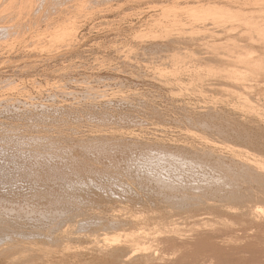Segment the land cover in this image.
Wrapping results in <instances>:
<instances>
[{
	"label": "rangeland",
	"instance_id": "rangeland-1",
	"mask_svg": "<svg viewBox=\"0 0 264 264\" xmlns=\"http://www.w3.org/2000/svg\"><path fill=\"white\" fill-rule=\"evenodd\" d=\"M2 1L3 4L1 2L2 4L1 6L3 7V5H5L6 0H2ZM97 1L98 0H63L61 2V0H56V1L50 0L49 2H47V6L44 7V9L40 8L42 12L44 11L43 13L39 11V8L38 10L33 8L37 13L34 10H33L34 12L31 10V13L33 12L34 15L33 13L32 14L30 13L28 15V18L27 16L23 18L24 22L22 21V19H18L20 20L18 22L15 16L16 15L15 10L13 15L15 20L11 17L12 15L10 16V14L13 13V10H5L7 12L10 11L12 12V13L10 12L9 14L11 18L9 16H5L7 15L6 14L7 12L5 11H3L5 13L2 12L3 15L2 14L0 15L1 16L0 19L1 18L6 19L7 17V19L9 20V24H8L7 19L5 21L4 19H2L1 23L5 25L4 27L5 29L3 28L4 30L0 32V37H1L0 38V63H1L0 64V111L2 112V113L0 112L1 115L0 116V121H1L0 122V130H1L0 131V149H1L0 150V167H1L0 193L1 194L4 193V190L13 191L14 189V191L16 190L15 192L19 191L21 194H26L30 196L31 194L36 193L33 191L38 190V192H42L46 190L51 192V190L55 191V189H57L55 191L57 193L58 191L59 193L68 191L70 194H72L73 192V195L75 197L76 196L77 197L80 196L83 198H87V196L88 198L90 196L93 197L92 196L93 193L95 195L101 192L100 189L104 188L108 190L109 189L114 190L115 187L117 186V183H120L121 181L123 183H130L131 181L133 182L132 178L135 177L134 174L136 173V171L132 169L129 172L127 170V165L130 163L132 165L138 164L137 166L139 167L138 168L139 171H142L144 169L143 168V166L145 165L144 163L147 162L148 157L150 156L154 157V155H152L153 153L155 155H158L159 157V161H157L156 163L152 159L153 164L162 162L163 166L169 165L170 162H168L169 164H167L166 162L167 158L165 157L163 151L160 149L161 147L168 151L169 150L171 151L172 149L175 148L174 151L171 152L176 151L180 153L182 152L179 150L180 145L181 147L183 146V148L181 149H183L184 151V148L185 150L186 148H188L187 146H192V145L196 146L199 143L207 142L208 140L209 143L213 142L216 144L217 142V144L220 145L219 147H221V149L224 148L222 149V151L225 152L227 146V148L231 147L235 150L239 149L238 151H241L242 149V151L251 152L252 154H254L253 152H255V155L258 154V156L263 157L264 155V150H263L264 147H262L264 145L263 129L257 126L259 124V119L248 117L249 115H247L246 111L247 108L253 107L254 109H258L257 111H259L261 115L264 114V88L261 89V91L250 95L248 93L252 92V88L244 87L238 90L236 88L233 89V86L232 85L230 86V84L233 83V80L231 79L230 76V71L237 68L238 70H241V67L237 65L238 63L235 62L221 63L218 60L216 61L215 58H213L214 53L215 54L220 53L222 55L224 54L226 57V54L236 55L238 52H243V50L247 49V47H245L246 45H248L249 43L252 45L251 43L252 40L250 39L251 34H249L247 30H242V31L238 30V32L228 31L226 32L227 34L221 33L222 36L219 35L220 32H218V35L216 33L210 34L211 31L206 33L191 32L190 31L191 25L188 18L189 16H187L189 15L190 10L197 9L199 6L207 3L208 1H214L216 3L221 2L220 4L223 6L224 5L235 6L241 0H198L197 3H196L197 0H194V2L193 0H99L98 2ZM54 3L56 5H54ZM80 3L82 4V6L78 5ZM176 3H178V5ZM87 4L88 6L86 7L85 5ZM177 14H179V17ZM166 15L167 16L170 15L168 16L169 18L177 16L180 22L174 24L172 21L174 18H172V20L170 18L169 20ZM164 17H167L166 20ZM180 17H182L183 19ZM29 18H31V20ZM70 18L75 20L72 21V19ZM63 19L66 23L62 21ZM67 20L69 22H67ZM59 22L62 23L60 24L62 27L66 26L67 23L69 25L75 22L76 24L74 23L73 25L74 26L77 25V26L75 27L73 33L76 38L74 36H72V38L65 36L66 39H64V37L61 38V40L63 39L64 41L62 40L61 42L59 40V43L61 42L60 44H58L57 40H54L56 41L55 43L54 41L49 42V40H52L50 36L51 35L53 36V34H55V31L57 29L59 30L60 28H62L59 26ZM181 22H184L185 24L183 23L184 25L181 26L180 25L182 24ZM236 22L238 23V21ZM54 23L55 25L53 26ZM154 23L157 24L155 25ZM3 24L2 26H4ZM13 24L16 26H14ZM27 24L30 29L27 27ZM8 25H10L11 28ZM56 25L59 26V28ZM212 26L213 25H208L209 28H211ZM23 27L27 28V30L23 29ZM171 27L172 28L174 27L172 31L169 29ZM163 28L169 29V31L167 32L168 34L167 33L166 34L170 36L165 35L166 30ZM186 28L190 30L187 29L186 31L185 30ZM52 29L55 31H53ZM6 30L8 32H12L10 33L11 35H9V33H6ZM177 31H179L180 33ZM16 32L18 34H16ZM188 32L193 33V35L192 34H191L192 36L189 35L190 33ZM177 33L180 34V36ZM185 33H187V35L189 36L185 35ZM43 34L45 36L47 35L48 36L45 37ZM223 34H226V36H223ZM7 35L10 36L9 37L10 39L7 37ZM18 35L19 38L17 39ZM41 35L43 37H41ZM206 35L208 36L205 39ZM79 36L80 37L83 36L84 38L83 37L80 38ZM201 36L204 38V40ZM252 36L255 37V34L253 32H252ZM177 37H181V38H177ZM191 37H193L194 40ZM67 38H69L70 41L67 40ZM77 38H78V42L76 41ZM196 38L200 39L201 41L197 40ZM176 39H180V40H176ZM7 40L9 41L7 42ZM47 40L49 44H47L46 46L45 43H47L46 42ZM202 40L205 43H203ZM261 40L259 42L263 43V41ZM211 41H212V45L210 43ZM51 42L53 43L52 46L54 47L48 46L52 44ZM166 43L168 44V46ZM186 43H188L187 46ZM42 44L44 46H42ZM200 44L201 47H199ZM161 46H163L164 50L162 49ZM41 47H43L44 49ZM205 51L208 53H206ZM127 52L131 55H128ZM211 52L214 53L212 54ZM202 58H206V59L202 60ZM211 58L213 59L214 62L211 60ZM226 58L229 57L227 56ZM202 61L205 63H203ZM210 62L211 64H209ZM198 66L199 68L201 66V68L199 69ZM216 67L218 68L216 69ZM206 72H208V74H206ZM188 73L191 76H189ZM191 77L192 79H190ZM201 77H203V79ZM227 79L229 80V83ZM225 81H227L226 84ZM190 86L193 87L190 88ZM228 88L229 90H227ZM225 90L227 91V93L225 92ZM236 90L238 94L240 93L239 95L236 93ZM118 99L120 102L117 101ZM241 99H246L247 103H245L244 105ZM72 100L75 101V103ZM83 100L84 101L86 100L87 102L86 101L84 102ZM93 100L94 101L98 100V101L95 103ZM99 100L101 102H99ZM107 102L110 104H108ZM42 104L44 106H42ZM62 104L64 105V108H62L63 107ZM51 108H53V111ZM69 111H71L72 113ZM16 112L18 113L16 114ZM42 112H44L43 114H45L46 117L42 114ZM84 112L86 113L84 114ZM199 112L200 114L203 113L201 114L202 117L199 114ZM195 113H197L198 116L199 115L200 116L199 117L194 116L197 115ZM35 116L37 117V121H35L36 120ZM22 117H24L27 120L25 121V119ZM195 122L196 123L198 122L197 124H201L202 122L203 124L205 123L208 125L210 122L211 123L209 125L210 127L208 125H206L208 126L206 127L205 124L203 127V124L194 125ZM195 127H197L198 129ZM218 127L220 129L223 128L222 131L223 130L224 131L222 133L218 132L219 129ZM93 131L95 134H93ZM231 131L233 132V134ZM131 133H134L135 135L133 136V138L132 137L129 138ZM241 134L243 135L245 134V136L249 135L248 137L249 139L253 138L255 140L253 139L249 140L248 138H245L243 136L242 138L240 137L239 139L238 135ZM89 135L92 137H90ZM117 136L118 137L122 136V138L117 139ZM134 137H136V139ZM257 138L261 142L257 141ZM84 139L86 142L84 141ZM242 139L243 140L247 139L248 142L246 143L245 141L247 140L243 141ZM120 140H122L124 143L127 141V143H129V147L128 144L125 143L124 147L126 146V144L127 147H125L126 149H124V147L122 146V144L124 143L122 141L120 142ZM138 141H140V143ZM81 143L84 144L81 145ZM109 143L110 146H112V149L116 147L119 153L116 152L115 149L110 150L111 147L110 146L107 147ZM137 143L139 144V146ZM144 143L148 145L145 146L143 145ZM250 143L253 144L254 146L250 145ZM151 144H153L154 146ZM255 144H257L258 146ZM103 145L106 146V148H108L109 150L108 149H107L108 151L104 150L105 148H103L104 147ZM169 145L172 146L170 147ZM185 145L187 146L185 147ZM81 146L83 149H80ZM83 146H85V148ZM178 146L179 149L177 148ZM149 147L158 148V150L155 149L156 151H154L152 149L153 150L152 151L150 149L149 151L148 150ZM99 148H102L101 150L102 153L99 151L100 150ZM127 149L129 151L128 156H127ZM130 149H133L132 153L130 152L132 151ZM113 151L115 153H113ZM121 151L122 153L123 152L126 153V154L123 153L124 157L121 156L122 154ZM182 153L186 155L189 152L185 151ZM112 156L114 159L112 158ZM125 156H127L129 162L126 161ZM40 157L43 159H41ZM158 157L155 156V158ZM18 161L20 162L18 163ZM43 162H46V164ZM54 162L55 163L57 162V164H55ZM76 163H78V165ZM139 163H141V165L143 164L141 168ZM17 164H20V166ZM39 164L40 166H38ZM73 164L76 165L74 166ZM85 164L87 165L85 166ZM76 166H78L79 168L78 167L76 168ZM49 167H51L52 170ZM67 167L70 168V170ZM122 167H124L123 170H121ZM63 168L64 170H62ZM167 168L165 169L168 170ZM184 168L185 167L181 168V170L180 168L178 170L175 169L173 170V172L179 178L181 176L178 175L181 174V171L183 175L186 174L185 177L183 176L186 179L188 178L191 179L190 177H192L193 179L194 175L197 176L198 177L196 180L197 182L195 181L196 177L194 178V180H192L193 185L197 184L198 180L201 181L200 180L201 176L199 175V173L197 174L196 173L193 174V172L191 173V171L194 170L195 172H197V169L193 170L190 168L191 170L189 169L190 170L189 173L193 174V176L191 174L190 176L188 174V169L186 168L184 171L185 174L183 173ZM32 169L35 172H33ZM25 171L29 176L26 175ZM28 171L30 173H28ZM177 171L178 172L180 171L179 172L180 174H178ZM182 178L180 179L185 182L186 180ZM9 182L10 183L16 182V185L12 183L11 184L12 187H11L10 184L8 185ZM57 182L59 186L57 185ZM63 182L65 184H63ZM194 182L196 183L194 184ZM5 185L7 186L6 188L4 187ZM145 185H143V188L145 187ZM147 186L145 187V189L146 188L149 190L153 189L151 185L150 188L149 186L148 187ZM132 187L133 189L135 188L136 190H139L135 185H133ZM87 188H89L90 190H88ZM141 193L139 191L140 195L143 194ZM88 194H90V196ZM24 230H27V228H24ZM71 243L70 246L72 247L74 245L78 246L76 242H71ZM84 245L85 244H82L80 246H84Z\"/></svg>",
	"mask_w": 264,
	"mask_h": 264
},
{
	"label": "bare ground",
	"instance_id": "bare-ground-1",
	"mask_svg": "<svg viewBox=\"0 0 264 264\" xmlns=\"http://www.w3.org/2000/svg\"><path fill=\"white\" fill-rule=\"evenodd\" d=\"M49 1L50 0H6L5 5H3V7H2L1 5L3 4V1L0 0V15L1 14L3 15V13L7 12L5 10H13V13L10 11L12 14H10V12H7L6 13L7 15H5V16H9V14H10V16L12 15L11 17L14 19L13 15H14V10H15V12H16L15 16H16L17 20L22 19V21H23V18H25L26 16L28 18V15L31 13V10L32 11L34 9L38 10V8H39V11L41 13H43L44 11L42 12L40 8L44 9V7L47 6V2H49ZM62 1L63 0H61V2ZM1 2H2V4H1ZM184 2H186V1H184ZM193 2H194V0H193ZM197 2H198V0L196 1V3ZM220 3L221 2L216 3L214 1H208L207 3L199 6L197 9L190 10L189 15H187V16H189L188 18H189V22L191 25V27H190L191 30L188 28H186L185 30L187 31V29H188L191 32H196V33H206V32L211 31L210 34L216 33L217 35H218V32H220L219 35H221V33H226L228 31L238 32V30H240V31L247 30L249 32V34H251L250 39L252 40V42H251L252 45L250 43L246 46L244 45L245 47H247V49L243 50L244 49L243 48L242 49L243 52H238L236 55L226 54V57L228 56L229 58H226L225 55L223 54L226 59L220 53H216V54L214 52H211V53L212 54L214 53L213 58H215L216 61L218 60L221 63L235 62V63H238L237 65H239L241 67V70H238V68L236 67L237 69L230 71V76H231V79L233 80V83H231L230 86L232 85L233 89L236 88L238 90V89L244 88V87L252 88V92L248 93L249 95L254 94L256 92H259V91H261V89L264 88V40H263L264 39V0H241L235 6L234 5L233 6H227V5L223 6ZM85 4H86V1H85ZM176 4L178 5V3H176ZM54 5H56V4L54 3ZM78 5L82 6L81 3ZM85 6L87 7L88 4ZM76 7H77V5H76ZM79 8H80V6H79ZM88 9H89V7H88ZM78 10H80V9H78ZM3 11H5V12H3ZM102 12H104V11H102ZM33 15H34V13H33ZM177 15L179 17V14H177ZM168 16H170V15H168ZM174 16H176V15H174ZM185 16H186V13H185ZM69 17H71V16H69ZM69 17H68V19H69ZM149 17H151V16H149ZM167 17H164L165 20ZM164 18H162V19H164ZM170 18H171V20H172V18H174L172 20L174 24H177L180 22V20H178L177 16L176 17H170ZM170 18L168 17L169 20H170ZM175 18H177V19H175ZM180 18H182V17H180ZM186 18H184V19H186ZM2 19H4V18L0 19V32L5 29L4 28L5 25L3 23H1ZM6 19H7V17H6ZM6 19H4V21ZM29 19L31 20V18H29ZM70 19H72V18H70ZM73 20H75V19H72V21ZM19 21L20 20H18V22ZM62 21H64V19ZM236 21H238V23ZM12 22H14V21H12ZM18 22H16V23H18ZM67 22H69V21L67 20ZM181 23H182V24H180L181 26L185 24L184 22H181ZM2 24L4 26H2ZM8 24H9V20H8ZM33 24H35V23H33ZM60 24H62L61 22H59V26L62 27ZM73 24L68 25V23H67L66 26H63L59 30L58 29L56 30L57 27L59 28V26L56 25L57 26V27L55 26L56 31L53 30L54 28L52 29L53 31H55V34H53V36L52 35L50 36L51 33L49 34V36L52 39V40L48 39L49 42L50 41L53 42L54 40H57L58 44H60L63 40V39L61 40L62 37H64V39H66L65 36L72 38V36H74L73 31H74L75 27L77 26V25L74 26ZM54 25H55V23L53 24V26ZM186 25H188V24H186ZM208 25H213V26L211 28H209ZM8 26H10V25H8ZM14 26H16V25H14ZM27 27H28V24H27ZM10 28H11V26H10ZM165 28H167V27H165ZM165 28H163V29H165ZM171 28H169V29L172 31L174 29V27L172 29ZM23 29L27 30V28H24V27H23ZM169 29H165L166 30L165 35L168 34L167 32L169 31ZM52 30H50V31H52ZM212 31H214V32H212ZM177 32H179V31H177ZM191 32H188V33H190L189 35H191V34L193 35V33H191ZM252 32L255 34V37L252 36ZM6 33H9V35H11L10 33H12V32H8L6 30ZM16 34H18V33L16 32ZM226 34H223V36H226ZM233 34H235V33H233ZM22 35H20V36H22ZM178 35L180 36V34H178ZM185 35H187V33H185ZM189 35H187V36H189ZM203 35H205V34H203ZM47 36H45V37H47ZM167 36H170V35H167ZM207 36L208 35L205 36V39L207 38ZM7 37L9 38L10 36L7 35ZM41 37H43V36L41 35ZM81 37H83V36H81ZM153 37H155V36H153ZM193 37H191V38L193 39ZM198 37H199V34H198ZM18 38H19V35H18L17 39ZM69 38H67V40H69ZM159 38H161V37H159ZM159 38H157V39H159ZM177 38H181V37H177ZM149 39H150V37H149ZM189 39H190V37H189ZM5 40H6V38H5ZM48 40L46 41L47 43H45L46 46H47V44H49ZM59 40L61 41L60 43H59ZM176 40H180V39H176ZM197 40H200V39H197ZM203 40H204V38H203ZM229 40H230V38H229ZM260 40L263 41V43L259 42ZM8 41L9 40H7V42ZM76 41L78 42V38L76 39ZM145 41H147V40H145ZM165 41H167V40H165ZM253 41H254V43H253ZM55 42L56 41H54V43ZM1 43H3V42H1ZM74 43H76V42H74ZM203 43H205V42L203 41ZM210 43L212 45V41ZM67 44H68V41H67ZM184 44H185V42H184ZM187 44L188 43H186V46H187ZM9 45H10V43H9ZM52 45H53V43L48 45V46H52ZM162 45H163V43H162ZM42 46H44V45L42 44ZM167 46H168V44H167ZM11 47H13V46H11ZM52 47H54V46H52ZM161 47L163 49V46H161ZM199 47H201V44ZM41 48H43V47H41ZM146 49H148V48H146ZM209 49H211V48H209ZM128 51H130V50H128ZM212 51H213V49H212ZM206 53H208V52H206ZM128 55H131V54L128 53ZM172 59H174V58H172ZM190 59H192V58H190ZM203 59H206V58H202V60ZM196 60H197V58H196ZM211 60L213 61L212 58H211ZM203 63H205V62H203ZM197 64H199V63H197ZM209 64H211V62ZM171 67H172V65H171ZM193 67H194V65H193ZM198 68H199V66H198ZM200 68H201V66H200ZM217 68L218 67H216V69ZM124 71H126V70H124ZM208 72H206V74H208ZM210 73H212V72H210ZM228 74H229V72H228ZM188 75H189V73H188ZM189 76H191V75H189ZM201 78L203 79V77H201ZM190 79H192V77ZM193 79H194V76H193ZM196 79H198V78H196ZM226 83H227V81H225V84ZM228 83H229V80H228ZM195 85H197V84H195ZM192 87L190 86V88H192ZM227 90H229V88ZM231 90H232V88H231ZM237 90H236V93H237ZM225 92L227 93L226 90H225ZM96 99H97V97H96ZM241 100L243 101L244 105H245V103H247L246 99H241ZM97 101H94V102L96 103ZM117 101H119V99ZM73 102L75 103V101H73ZM99 102H101V101L99 100ZM74 103H72V104H74ZM95 103H93V104H95ZM108 104H110V103H108ZM48 105H49V103H48ZM82 105H80V106H82ZM84 105H86V104H84ZM35 106H36V104H35ZM42 106H44V105L42 104ZM46 107H44V108H46ZM50 107H51V104H50ZM95 107H96V105H95ZM62 108H64V105ZM85 108H87V107H85ZM51 109L53 111V108H51ZM75 109H77V108H75ZM209 109H211V108H209ZM257 110L258 109H254L253 107H249V108H247L246 112H247V115H249L248 117H253L255 119L256 118L259 119V124L256 122L258 124L257 126L261 127V129H263V132H264V117H263L264 114L261 115L259 113V111H257ZM62 111H64V110H62ZM94 111H96V110H94ZM44 112H42V114ZM47 112H48V110H47ZM69 112H71V111H69ZM17 113L18 112H16V114ZM35 113H36V111H35ZM85 113L86 112H84V114ZM195 114H197V113H195ZM199 114H200V112H199ZM201 114H203V113H201ZM43 115L46 117L45 114H43ZM25 116H27V115H25ZM28 116H30V115H28ZM194 116H198V114L194 115ZM89 117H90V115H89ZM201 117H202V115H201ZM22 118H24V117H22ZM28 118H30V117H28ZM26 120L27 119H25V121ZM196 120H197V118H196ZM35 121H37V117H36ZM123 121H126V120H123ZM198 121H200V120H198ZM30 123H31V121H30ZM43 123H44V121H43ZM197 123L195 122L194 125ZM210 123H209V125H210ZM33 124H34V121H33ZM201 124H203V123L201 122ZM201 124H197V125H201ZM204 124H203V127H204ZM206 125H208V124H205V126ZM208 126H206V127H208ZM213 126H215V125H213ZM197 127H199V126H197ZM197 127H195V128H197ZM245 127H247V126H245ZM32 128H33V126H32ZM38 129H40V128H38ZM59 129H61V128H59ZM205 129H207V128H205ZM222 129L219 128L218 132L222 133L224 131V130L222 131ZM94 130H96V129H94ZM79 133H80V131H79ZM87 133H89V132H87ZM97 133H96V135H97ZM93 134H95L94 131H93ZM112 134H114V133H112ZM232 134H233V132H232ZM235 134H237V133H235ZM122 136L121 137L117 136V139L122 138ZM133 136H135L134 133H131L129 138H131V137L133 138ZM238 136H239V139H240V137L242 138V136L245 138L249 137V135L245 136V134L244 135L241 134ZM2 137H3V135H2ZM85 137H87V136H85ZM90 137H92V136H90ZM110 137H111V135H110ZM134 138L136 139V137H134ZM88 139H90V138H88ZM98 139H99V137H98ZM251 139H253V138H251ZM251 139H249V140H251ZM244 140H247V139H244ZM253 140H255V139H253ZM84 141H85V139H84ZM121 141L122 140H120V142ZM205 141H207V140H205ZM208 141L207 142H201V143H199L200 145L198 144L196 146L185 145V147L187 146L188 148H186V150L184 148V151H183V149H181V148H183V146L181 147V145H180V149L178 146L177 148L180 151H182V152L188 151L189 152L186 155H184V153H182L180 151H179L180 153H178L176 151L171 152V151H174L175 148L172 149L171 151L170 150L168 151V150H165L161 147L160 149L163 151L165 157L168 160L167 161L165 159L167 164H169L168 162H170L169 165H171V166H169L167 164H166L167 166H163L161 159H160L161 163L153 164V160L156 163L157 161H159V157H158V155H155L152 152L153 153L152 155H154V157L153 156H152L153 158L151 156H150L151 158L148 157L147 162L144 163L145 164L144 165L145 167L143 166L144 169L142 168L144 171L143 170L139 171V169H138L139 167L137 166L138 164L132 165L130 163L127 165V170L129 172L132 169L134 171H136V173L134 172L135 177L134 178L131 177L133 179V182L131 181L130 183H123L121 181L120 183H117V186L115 187L114 190H112V189L108 190V189L103 188V189H100L101 192H103V193L98 192L99 194H95V195L93 193V195H92L93 197H91L90 194H88L90 196L89 198H88V196H87V198H83L80 196L75 197L73 195L72 191H71L72 194H70L68 191H64L63 193L61 191H60L61 193H59V191H58V193H57V192H55L57 189H55V191L51 190V192L46 191V190L42 191V189H41L42 192H38V190L33 191L36 193H33L30 196H28L26 194H21L19 191H17V192H19V193H17V192H15L16 190L14 191V189H13L14 192L12 190L11 191H9V190L5 191L4 190L3 194L0 193V264H264V155L262 157V156H258V154L255 155V152H253L254 154H252L251 152L242 151L241 148H240L241 151H238L239 149L235 150L231 147L227 148V146H226V152H225V151H222V149H224V148L221 149V147H219L220 145H218L217 142L215 144L213 142L209 143ZM257 141H260V140H258V138H257ZM106 142H108V141H106ZM138 142L140 143V141H138ZM245 142L247 143L248 140ZM125 143H127V141ZM125 143L122 144L123 147H124ZM82 144H84V143H81V145ZM127 144L129 147V143H127ZM127 144L125 147H127ZM111 145H113V144H111ZM119 145H120V143H119ZM143 145L147 146L148 144L144 143ZM151 145H153V144H151ZM172 145H173V143H172ZM248 145H249V143H248ZM250 145H253V144L250 143ZM255 145H257V144H255ZM100 146H102V145H100ZM109 146H110V143L107 147H109ZM138 146H139V144H138ZM149 146H150V143H149ZM83 147L85 148V146H83ZM110 147H111L110 148V150H111L112 146H110ZM123 147H121V148H123ZM125 147H124V149H126ZM262 147H264V145ZM72 148H74V147H72ZM103 148H105L104 150L108 149V148H106V146H104ZM80 149H83L82 146ZM97 149H98V147H97ZM99 149H100L99 151L101 152L102 148H99ZM113 149H115L116 152L119 153V151H117L116 147ZM142 149H144V148H142ZM150 149L151 150L153 149L154 151L158 150V148H150L149 147L148 150L150 151ZM15 150H16V148H15ZM68 150H67V153H68ZM130 150H132V151H130L132 153L133 149H130ZM263 150H264V148H263ZM39 151H40V149H39ZM65 151H66V149H65ZM49 152H51V151H49ZM128 152L129 151L127 149V156H128ZM223 152H225V153H223ZM36 153H37V151H36ZM113 153H115V152L113 151ZM121 153H122V151H121ZM123 153H125V152H123ZM123 153L121 154L122 157H124ZM131 153H129V154H131ZM150 154H151V152H150ZM38 156H39V154H38ZM43 156H44V154H43ZM94 156H95V154H94ZM127 156H125L126 161L129 162V160L127 159ZM155 156L158 158H155ZM16 157H18V156H16ZM23 157H25V156H23ZM51 157H53V156H51ZM26 158H28V157H26ZM55 158H56V156H55ZM110 158H111V156H110ZM112 158H113V156H112ZM134 158H137V157H134ZM29 159H30V157H29ZM41 159H43V158H41ZM11 160H12V158H11ZM21 160H22V158H21ZM71 160H73V159H71ZM138 160H139V157H138ZM31 161H33V160H31ZM19 162L20 161H18V163ZM38 162H37V164H38ZM25 163H26V160H25ZM43 163L46 164V162H43ZM55 164H57V162ZM76 164L78 165V163H76ZM139 164H140V168H141V166L143 164L142 165H141V163H139ZM17 165L20 166V164H17ZM79 165H81V164H79ZM86 165L87 164H85V166ZM38 166H40V164ZM55 166H58V165H55ZM7 167H9V166H7ZM77 167L78 166H76V168ZM178 167L180 168V170L183 167L188 169L189 175L192 172H193V174L199 173V175L201 176V179L200 178L199 179L201 181L198 180V183L195 184L197 182L196 180L198 177L195 175L193 176V174H191L193 176V179H192V177H190L191 175L190 176L188 175L191 179H189L187 176L186 177L188 179L184 178L186 175L184 173L185 168L183 169V173L185 175L182 174V171H181L182 175L179 173L180 171L179 172L177 171V173L180 174L178 176H181L180 178H182L184 176L182 179L186 180L185 182L182 181L173 172V170H175V169L178 170L179 169ZM49 168L51 169V167H49ZM88 168H91V167H88ZM123 168L124 167H122L121 170H123ZM165 168H167L168 170H166ZM190 168L193 170L197 169V172H195V170H194V171H191V173H189V171L191 170ZM33 169H32V171H33ZM68 169L70 170V168H68ZM73 169H74V167H73ZM62 170H64V168ZM83 170H84V168H83ZM88 170H90V169H88ZM22 171H23V169H22ZM29 171H28V173H30ZM59 171H61V170H59ZM33 172H35V171H33ZM125 172H126V170H125ZM4 173H5V171H4ZM17 175H19V174H17ZM26 175H28L27 172H26ZM8 176H9V173H8ZM58 176H60V175H58ZM195 177H196V179H195L196 182H194L195 185H193L192 180H194ZM5 180H7V179H5ZM5 180H4V182H5ZM128 180H126V181H128ZM64 182H63V184H65ZM12 183L9 182L8 185L9 184L11 185ZM32 183H33V181H32ZM38 183H40V182H38ZM13 184L16 185V182ZM61 184H62V182H61ZM145 184H147L149 186V188L151 185V187H153V189L152 190H149L147 188L145 189V187L147 186ZM3 185H4V183H3ZM6 185L4 186L5 188L7 187ZM57 185H58V182H57ZM133 185L137 186V188L139 190H136L135 188L133 189V187H132ZM143 185H145L144 188H143ZM18 186H19V184H18ZM11 187H12V185H11ZM87 189L90 190L89 188H87ZM139 191H140V193L142 192L143 194L141 193L142 195H140ZM0 192H1V190H0ZM24 228H27V230H24ZM71 242H76V244H78V246H76V245H74L73 247L70 246L71 244H73ZM82 244H85V245L80 246Z\"/></svg>",
	"mask_w": 264,
	"mask_h": 264
}]
</instances>
